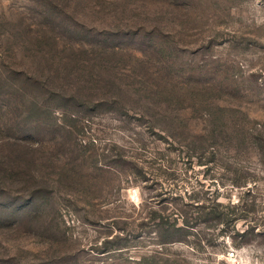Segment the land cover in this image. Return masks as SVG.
Listing matches in <instances>:
<instances>
[{
    "label": "rangeland",
    "instance_id": "obj_1",
    "mask_svg": "<svg viewBox=\"0 0 264 264\" xmlns=\"http://www.w3.org/2000/svg\"><path fill=\"white\" fill-rule=\"evenodd\" d=\"M0 264H264V0H0Z\"/></svg>",
    "mask_w": 264,
    "mask_h": 264
},
{
    "label": "trees",
    "instance_id": "obj_2",
    "mask_svg": "<svg viewBox=\"0 0 264 264\" xmlns=\"http://www.w3.org/2000/svg\"><path fill=\"white\" fill-rule=\"evenodd\" d=\"M5 162V161H4ZM195 202H199V201H195ZM213 205L214 206H212V208L214 209V208H216V209H218V208H220V207H223V205L221 204V203H219V202H213ZM196 206H199V207H201L200 206V203H198ZM202 207H206V206H202ZM234 208L236 207V205H234L233 206ZM228 216V214L227 215H224V213H220L219 215H218V217H217V219H219V221H223L225 218H226V220H228L227 217Z\"/></svg>",
    "mask_w": 264,
    "mask_h": 264
},
{
    "label": "built area",
    "instance_id": "obj_3",
    "mask_svg": "<svg viewBox=\"0 0 264 264\" xmlns=\"http://www.w3.org/2000/svg\"><path fill=\"white\" fill-rule=\"evenodd\" d=\"M237 255H238V252L235 251V250L229 251V252L227 253V256H228L229 259H233V258H235Z\"/></svg>",
    "mask_w": 264,
    "mask_h": 264
}]
</instances>
